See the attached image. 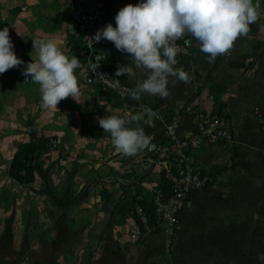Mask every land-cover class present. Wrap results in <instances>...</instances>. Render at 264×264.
Masks as SVG:
<instances>
[{"label":"crops","instance_id":"0c3cea01","mask_svg":"<svg viewBox=\"0 0 264 264\" xmlns=\"http://www.w3.org/2000/svg\"><path fill=\"white\" fill-rule=\"evenodd\" d=\"M138 2L108 0L107 22L115 27L117 11ZM259 3L260 18L248 34L252 40L241 37L230 53L212 63L188 36L189 53L174 67L182 68L189 80L170 83L166 99L144 94L136 101L100 88L86 91L75 71L77 101L64 99L54 111L41 107L39 85L22 72L37 59L32 39H55L67 55L75 54L80 38L67 24L71 5L63 0H0V27H8L13 50L24 62L7 71L13 83L4 79L6 72L0 74V89L14 86V102L35 113L32 132L60 139L65 157L59 173L52 174L62 195L34 193L6 201L8 209L0 212V264H264L259 258L264 254V0ZM101 49L114 72L118 65L133 63L113 43ZM120 78L134 86L125 75ZM145 107L160 112L163 120L177 116L181 135H189L201 115L220 117L233 133L232 141L204 142L190 151L193 165L216 186L203 188L187 201L169 254L163 244L153 243L159 233L138 240L128 234L133 205L149 204L159 167L145 150L134 156L119 153L98 123V118L112 114H142L146 134L151 140L162 139V121L144 114ZM178 164L168 157V165ZM50 170L34 168L30 183L44 184ZM192 252H200L197 259L190 258ZM248 252L253 257H247Z\"/></svg>","mask_w":264,"mask_h":264},{"label":"clouds","instance_id":"9594fccd","mask_svg":"<svg viewBox=\"0 0 264 264\" xmlns=\"http://www.w3.org/2000/svg\"><path fill=\"white\" fill-rule=\"evenodd\" d=\"M259 0H139L126 4L115 14V27L107 23L89 38V45L102 38L132 58V65H118L115 75H125L134 87L120 95L140 101L142 95L169 96V85L177 80L187 83L188 74L174 67L184 49L178 40L190 36L209 63L219 55L230 53L235 43L251 31L260 18ZM191 45L192 40H184ZM37 59L30 61L22 75L39 85L41 107L58 110L57 105L71 97L77 101L80 88L75 70L80 67L76 55H67L52 38L32 39ZM8 27L0 29V74L24 63L14 52ZM98 65L92 66L95 72ZM170 77L175 78L170 81ZM25 79V80H26ZM144 114L155 113L145 107ZM142 114L108 115L98 118L103 132L110 134L114 148L125 156L151 149V137L140 121ZM264 260V254L259 257Z\"/></svg>","mask_w":264,"mask_h":264},{"label":"built area","instance_id":"2783aa9c","mask_svg":"<svg viewBox=\"0 0 264 264\" xmlns=\"http://www.w3.org/2000/svg\"><path fill=\"white\" fill-rule=\"evenodd\" d=\"M71 5V12L67 19L68 27L79 34L80 45L74 55L80 60L79 72L82 84L89 88H100L112 93L120 99H126L120 93L133 88L124 82L107 64V55L101 49L112 42L101 39L98 43L89 45V38L98 29H102L108 22L105 18V9L108 0H63ZM184 39L178 40L182 49L177 60L189 53ZM98 65L95 72L92 66ZM155 117L162 121L163 138L151 140L153 147L146 149L151 160L159 167V182L153 187L149 199L148 210L143 202L137 201L133 205V224L128 230L131 240H138L147 234H164L167 237L174 235L179 214L187 201L205 187H214L216 183L208 180L202 172L193 165L190 157L192 149H200L204 142L215 143L219 140L232 141L233 133L220 117H206L201 115L194 130L189 135L177 132V116L163 120L160 112L149 107ZM48 146L55 147L56 140L51 139ZM264 155V134L262 140ZM178 161V168L168 165V157ZM57 264V263H55Z\"/></svg>","mask_w":264,"mask_h":264},{"label":"rangeland","instance_id":"374dc122","mask_svg":"<svg viewBox=\"0 0 264 264\" xmlns=\"http://www.w3.org/2000/svg\"><path fill=\"white\" fill-rule=\"evenodd\" d=\"M6 26H1L0 29ZM10 28V26H9ZM11 32L9 31V34ZM247 41L252 40V36H245ZM13 69V68H11ZM10 70V69H9ZM6 82L13 83L14 78L10 76L9 73L4 75ZM80 87L86 91L96 90L97 88H89L83 86L80 83ZM16 95V90L12 85L11 89H0V212L7 210L6 201L10 197L24 198L30 197L34 193H43V194H51V195H62L64 190L62 187L55 183L52 179V174H58L60 164L62 163V158L65 159L62 154V145L61 140L56 137H48V143L51 139L56 140V146L51 147L48 146H40L33 153V164L34 168L38 166L41 169H45L47 171L48 168H51L48 171V181H45L44 184L32 183H19L14 178H12L8 173V168L12 156L17 149V147L27 142L30 138L38 137L35 130L33 133V129L31 128L32 123L30 120L33 118L34 114L29 112L30 107H25L23 104H17L14 102V98ZM48 153V154H47ZM57 168L56 170H53ZM18 206L20 204L17 203ZM23 205V204H22ZM26 205V204H25ZM160 239V240H159ZM172 240L173 236L167 237L164 234H161L159 237H155L153 243L163 244V251L166 254L171 252L172 248ZM162 253V251H160ZM236 252H232V258H235ZM181 256L184 255L183 252L178 253ZM190 258L197 259L198 254L200 252H192ZM204 254V252L202 253ZM186 256L184 255V258ZM247 257H253V252H248ZM204 258H206L204 256Z\"/></svg>","mask_w":264,"mask_h":264},{"label":"trees","instance_id":"16d2710c","mask_svg":"<svg viewBox=\"0 0 264 264\" xmlns=\"http://www.w3.org/2000/svg\"><path fill=\"white\" fill-rule=\"evenodd\" d=\"M49 138L38 136L20 144L9 164V175L20 183H30L34 179L33 153L40 146H46ZM233 165V161L230 166ZM149 210L150 207L144 203Z\"/></svg>","mask_w":264,"mask_h":264}]
</instances>
